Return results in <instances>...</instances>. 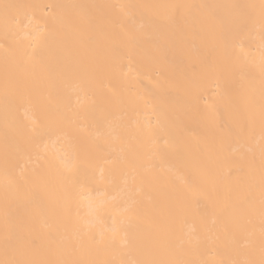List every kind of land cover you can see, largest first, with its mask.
Instances as JSON below:
<instances>
[{"label":"bare ground","instance_id":"obj_1","mask_svg":"<svg viewBox=\"0 0 264 264\" xmlns=\"http://www.w3.org/2000/svg\"><path fill=\"white\" fill-rule=\"evenodd\" d=\"M0 264H264V0H0Z\"/></svg>","mask_w":264,"mask_h":264}]
</instances>
